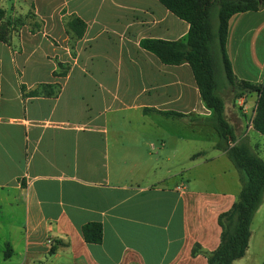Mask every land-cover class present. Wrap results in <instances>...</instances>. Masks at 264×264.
I'll return each mask as SVG.
<instances>
[{
  "label": "crops",
  "instance_id": "crops-1",
  "mask_svg": "<svg viewBox=\"0 0 264 264\" xmlns=\"http://www.w3.org/2000/svg\"><path fill=\"white\" fill-rule=\"evenodd\" d=\"M0 7L42 21L40 31L23 25L9 45L0 42V264H205L191 246L218 245L217 216L240 189L237 172L212 149L209 126L142 112L209 116L187 64L163 65L139 47L143 38L181 39L187 24L157 0ZM68 15L85 23L73 56L61 21ZM224 52L236 80H264V9L228 19ZM54 59L68 64L64 76L52 75ZM39 83H57V95L23 97L20 85L26 93ZM241 100L232 108L223 101V114L234 143L258 156ZM197 152L204 154L191 159ZM89 222L101 224L98 243L82 238ZM263 259L264 190L247 248L231 264Z\"/></svg>",
  "mask_w": 264,
  "mask_h": 264
},
{
  "label": "trees",
  "instance_id": "trees-1",
  "mask_svg": "<svg viewBox=\"0 0 264 264\" xmlns=\"http://www.w3.org/2000/svg\"><path fill=\"white\" fill-rule=\"evenodd\" d=\"M157 1L187 24V32L183 38L174 41L143 38L139 41V47L154 55L163 65L187 64L199 100L209 110V116L199 117L193 113L158 111L152 108H143L142 112H155L165 117L206 125L216 134L217 140L212 149L224 152L237 172L240 189L230 208L217 216L220 234L216 248L206 251L198 244H193L190 255L201 254L205 258V264H231L233 260L241 258L247 248L249 224L261 202L264 190V160L254 154L245 142L234 143L232 128L223 114V99L218 94V65L226 85L233 92V98H240L250 93L256 95L250 125L255 132L264 137V80L256 84L236 80L224 52L228 19L237 13L264 9V0ZM213 16L214 25L211 21ZM61 21L67 35L68 49L73 56L74 44L81 38L85 23L75 15L63 16ZM23 25L27 26L30 33L42 29V21L32 11L12 17L6 15L0 7V42L9 45L13 34ZM53 62L55 70L52 71V75L64 76L68 64L60 63L56 59ZM20 89L23 97H54L58 93L59 86L57 83H39L26 93L23 85H20ZM202 154L204 152H197L190 158ZM101 232L99 222H89L80 228L86 243H98L101 240ZM2 254L4 258L8 257V249ZM261 264H264V259Z\"/></svg>",
  "mask_w": 264,
  "mask_h": 264
},
{
  "label": "rangeland",
  "instance_id": "rangeland-1",
  "mask_svg": "<svg viewBox=\"0 0 264 264\" xmlns=\"http://www.w3.org/2000/svg\"><path fill=\"white\" fill-rule=\"evenodd\" d=\"M212 24L214 25V16L211 19ZM218 53V52H217ZM217 79H218V94L222 97L223 101L227 104L230 105V107L232 108V104L236 101V103L241 100L238 97L237 98H233V92L231 91V89L226 85L221 69H220V65H218V75H217ZM254 95L253 93H250V95L245 94L243 95V98L241 100V107L240 110L243 111V115L242 116H248V117H252L253 114V108H254V104H255V100H254ZM201 102V101H200ZM202 104V103H201ZM203 105V104H202ZM245 106V108H244ZM209 111V110H208ZM252 112V113H251ZM250 117V119H251ZM186 132V131H185ZM254 135V139L256 141V143L258 144V151L257 154L258 156L264 160V137L253 132ZM200 136V135H199ZM202 137V135H201ZM190 143V142H189ZM194 143V147H200V146H205L207 145L206 141H195V142H191Z\"/></svg>",
  "mask_w": 264,
  "mask_h": 264
}]
</instances>
